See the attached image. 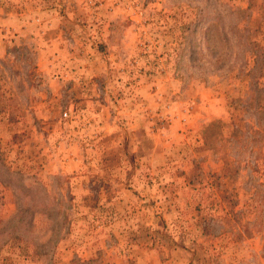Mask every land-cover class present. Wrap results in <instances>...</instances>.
Here are the masks:
<instances>
[{"label":"rangeland","instance_id":"rangeland-1","mask_svg":"<svg viewBox=\"0 0 264 264\" xmlns=\"http://www.w3.org/2000/svg\"><path fill=\"white\" fill-rule=\"evenodd\" d=\"M0 264H264V0H0Z\"/></svg>","mask_w":264,"mask_h":264},{"label":"built area","instance_id":"built-area-1","mask_svg":"<svg viewBox=\"0 0 264 264\" xmlns=\"http://www.w3.org/2000/svg\"><path fill=\"white\" fill-rule=\"evenodd\" d=\"M67 116V113H65V117Z\"/></svg>","mask_w":264,"mask_h":264}]
</instances>
